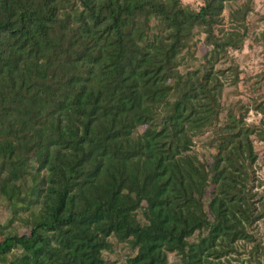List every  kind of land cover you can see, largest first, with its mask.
Masks as SVG:
<instances>
[{"label":"trees","instance_id":"16d2710c","mask_svg":"<svg viewBox=\"0 0 264 264\" xmlns=\"http://www.w3.org/2000/svg\"><path fill=\"white\" fill-rule=\"evenodd\" d=\"M250 5L0 0V259L116 264L102 256L115 242L130 250L121 264L169 253L229 264L237 241H253L264 205L248 186L252 137L264 145V125L245 118L264 101L224 105L222 78L236 73L220 66L249 34ZM194 29L195 65L182 54ZM255 40L254 93L264 28ZM205 132L208 162L191 148Z\"/></svg>","mask_w":264,"mask_h":264},{"label":"rangeland","instance_id":"374dc122","mask_svg":"<svg viewBox=\"0 0 264 264\" xmlns=\"http://www.w3.org/2000/svg\"><path fill=\"white\" fill-rule=\"evenodd\" d=\"M181 2L189 7L197 8L201 5L202 0H181ZM250 6L251 10L246 17L249 22V34L245 37L241 48L229 50L228 60L220 65L221 67L231 65L236 73V84L231 82L232 77L229 72L222 78V101L224 105L230 103L235 98H239L245 103L254 97H257L256 100L264 101V84L262 82L259 83L261 84V88L256 93L250 89L254 86L257 75L262 70V49L255 40V36L264 28V21L259 19V16L264 14V0H251ZM226 12L224 10V15H226ZM186 44V47L182 51L184 60L188 64H196L205 50L203 33L198 29L192 30L186 38ZM245 121L264 125V113L256 112L250 108L246 114ZM206 135L207 132L199 138H194L191 148L199 159H206L205 161L208 162L210 161L209 155L211 154V150L203 146ZM252 146L256 159L250 165L251 174L248 186L252 185L251 192H254L255 198L259 199V202L264 205V145L255 137H252ZM254 204L258 208V202L256 201ZM7 218V212L2 203H0V223L4 224ZM15 227L18 228L19 232L24 230L19 225L15 224ZM248 230L253 236V241H237L234 245L235 252L224 257V259H228L229 264H264V216L254 221ZM255 245H257L256 248ZM250 250L251 253H249ZM129 252V248L124 243L114 242L108 250L102 252V256L107 261L121 264ZM16 253H18V250H13L5 258L0 259V264H7L10 256ZM167 262L168 264H178V258L173 253H169L167 255Z\"/></svg>","mask_w":264,"mask_h":264}]
</instances>
